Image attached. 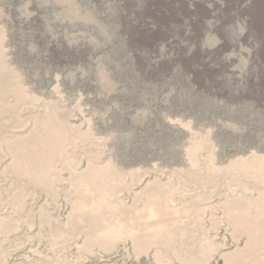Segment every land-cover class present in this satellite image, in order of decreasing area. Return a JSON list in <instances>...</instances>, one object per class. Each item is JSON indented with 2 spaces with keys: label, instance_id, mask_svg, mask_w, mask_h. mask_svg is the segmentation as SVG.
<instances>
[{
  "label": "rangeland",
  "instance_id": "obj_1",
  "mask_svg": "<svg viewBox=\"0 0 264 264\" xmlns=\"http://www.w3.org/2000/svg\"><path fill=\"white\" fill-rule=\"evenodd\" d=\"M78 4L0 0V264H264V113L178 115Z\"/></svg>",
  "mask_w": 264,
  "mask_h": 264
},
{
  "label": "bare ground",
  "instance_id": "obj_2",
  "mask_svg": "<svg viewBox=\"0 0 264 264\" xmlns=\"http://www.w3.org/2000/svg\"><path fill=\"white\" fill-rule=\"evenodd\" d=\"M77 2L89 4L95 19L106 29L113 28L110 32L124 51L119 60L130 67L128 76L167 77L192 90L169 98L178 115L205 112L207 118L227 121L231 119L219 110L250 108L264 113V4L260 0ZM91 34L98 41L96 32ZM89 44L68 45L59 37L49 43L55 51L52 57L62 61L55 60L57 66L85 64L94 58L97 51Z\"/></svg>",
  "mask_w": 264,
  "mask_h": 264
}]
</instances>
